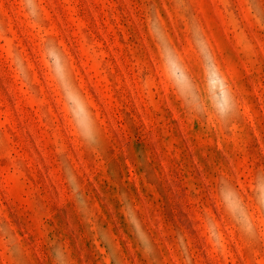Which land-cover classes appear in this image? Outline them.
<instances>
[{
  "label": "rangeland",
  "instance_id": "1",
  "mask_svg": "<svg viewBox=\"0 0 264 264\" xmlns=\"http://www.w3.org/2000/svg\"><path fill=\"white\" fill-rule=\"evenodd\" d=\"M264 264V0H0V264Z\"/></svg>",
  "mask_w": 264,
  "mask_h": 264
},
{
  "label": "clouds",
  "instance_id": "2",
  "mask_svg": "<svg viewBox=\"0 0 264 264\" xmlns=\"http://www.w3.org/2000/svg\"><path fill=\"white\" fill-rule=\"evenodd\" d=\"M52 255L54 264H68L63 249L59 247L54 248Z\"/></svg>",
  "mask_w": 264,
  "mask_h": 264
}]
</instances>
